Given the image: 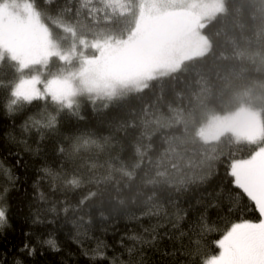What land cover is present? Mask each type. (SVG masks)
<instances>
[{
  "label": "snow or ice",
  "instance_id": "6c2138e0",
  "mask_svg": "<svg viewBox=\"0 0 264 264\" xmlns=\"http://www.w3.org/2000/svg\"><path fill=\"white\" fill-rule=\"evenodd\" d=\"M44 5L0 2V65L13 73L0 77L7 111L35 101L52 109L21 126L25 134L35 130V148L12 141L39 156L63 119L76 121L52 148L59 158L34 173L26 201L33 223L70 225L71 243L100 260L109 248L105 235L111 229L115 239L123 224L118 243L127 256L112 264H146L148 250L176 232L186 235L181 223L193 215L192 228L211 230L207 210L233 197L213 187L220 145L245 143L254 151L232 159L228 175L259 220L233 223L216 242L219 254L204 264H264V0ZM225 103L231 107L218 108ZM0 173L3 229L19 178L2 162ZM87 240L95 247L85 249ZM40 243L61 251L51 233ZM25 250L36 252L28 243Z\"/></svg>",
  "mask_w": 264,
  "mask_h": 264
},
{
  "label": "trees",
  "instance_id": "16d2710c",
  "mask_svg": "<svg viewBox=\"0 0 264 264\" xmlns=\"http://www.w3.org/2000/svg\"><path fill=\"white\" fill-rule=\"evenodd\" d=\"M34 2L38 7L44 9V0H34ZM53 27L55 26L53 25ZM56 31L60 30L56 29ZM60 34L63 35L62 32ZM223 39L222 36L220 40L223 41ZM5 74L11 79L13 75L11 68L7 64L0 65V77H4ZM6 103L7 93L3 88H0V162L6 167H12L15 175L19 178L16 189L10 190L8 193V203L11 208L9 223L5 228L0 229V264H112L113 260L125 258L127 254L118 243L120 236L126 234L123 224L119 226V234L115 239L111 229L105 235V242L109 248L106 250L105 259L100 260L92 253L87 257L84 256L83 250L71 243L69 240L70 225L61 229L58 224L33 223L26 201L28 194L32 191L31 182L34 179V173L59 158L52 152V148L58 139L69 134L66 126L70 123L75 124L76 121L63 119L59 132L54 136L45 137L43 144L46 150L39 156L33 155L24 151L23 144L13 142L11 138L15 137L17 141L26 140L35 148L34 141L39 140L35 130L30 134H25L22 133L21 126L29 116H34L41 110L50 112L51 106H46L43 101H35L30 105H23L17 112L10 114L5 106ZM226 107L231 106L226 103L218 105V108L221 109ZM83 110L87 116L91 117L90 109L86 104ZM92 123H94V119L89 120V124ZM220 148L224 155L216 162L213 187L216 190H220L221 187L231 190L232 199H228L226 196L222 197L217 207L207 210L206 218L211 228L210 231H201L199 227L192 228V222L196 219V216L193 215L181 223V228L186 235L180 237L179 232H176V238H166L160 244L159 250H148L144 256L146 264H204L206 258L219 254L220 249L216 242L222 238L233 223L243 220L258 222L259 213L255 210L253 203L246 197L235 195L239 190L232 187L230 183L232 178L228 175L231 160L248 157L254 151L255 146L245 143L228 145L225 142L220 145ZM15 153L22 156V164L15 163ZM4 184L5 177L3 173H0V186ZM48 219H51V216ZM50 233L59 242L60 252L53 251L40 243L43 239L48 238ZM25 243L34 246L36 252L29 255L26 250L21 251ZM84 243L85 249L95 247V241L87 240Z\"/></svg>",
  "mask_w": 264,
  "mask_h": 264
},
{
  "label": "rangeland",
  "instance_id": "374dc122",
  "mask_svg": "<svg viewBox=\"0 0 264 264\" xmlns=\"http://www.w3.org/2000/svg\"><path fill=\"white\" fill-rule=\"evenodd\" d=\"M0 2H2V0H0ZM24 2V0H21V3H23ZM55 68V64L53 65V69ZM248 157H246V158H241V159H247ZM238 223V222H237ZM227 232V231H226ZM225 232V233H226ZM223 237V236H222Z\"/></svg>",
  "mask_w": 264,
  "mask_h": 264
}]
</instances>
